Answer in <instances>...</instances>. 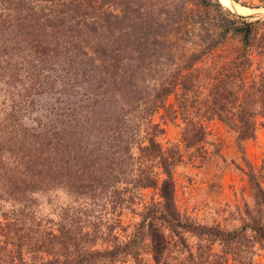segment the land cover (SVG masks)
<instances>
[{"label":"trees","instance_id":"obj_1","mask_svg":"<svg viewBox=\"0 0 264 264\" xmlns=\"http://www.w3.org/2000/svg\"><path fill=\"white\" fill-rule=\"evenodd\" d=\"M213 1L221 10V2ZM210 3L0 0V84L11 95L9 110L0 109L4 112L0 120L4 130L0 134V197L6 194L19 199L49 184L63 185L80 195L103 193L112 213L130 201L133 190L156 188L159 200L142 207L135 232L147 237L152 259L161 264H165L162 256L168 243L163 229L174 233L187 258L193 254L183 235L200 241L194 245L198 258L201 252L211 251L215 242L222 249L234 246L246 227L264 240V233L259 234L264 229V191L251 173L254 205L263 208L261 226L254 228L259 220L250 217L253 225L244 224L239 231L193 222L176 207L171 157L162 153L154 139L161 130L151 122L152 115L169 96L186 147L203 139L200 121L212 116L232 130L238 147L254 137L255 118L260 114L253 107L264 111V73L247 85L242 80L251 61L245 50L254 41L259 22L242 20V26L235 25L242 18L228 11L226 25L203 22L199 17L194 21L192 7L209 10ZM194 23L204 32L205 41L198 53L183 52L180 34H190L188 28ZM227 35L237 37L240 49L225 54L223 64L212 70L202 104L204 116L195 120L191 110L199 92L191 82L198 77L194 65L204 54L224 46ZM258 43L264 46L262 36ZM38 93L51 97L49 116L45 114L43 121L37 117V126L20 132L15 129L19 112L28 107L33 110V95ZM7 158L11 159L9 168ZM154 159L164 174L158 184L146 173ZM26 214L19 209L0 224V230L4 228L0 264H110L124 248L132 250L136 244L134 238L121 246L108 240L109 248L93 249V230L100 222L88 221L85 226V218L62 216L54 231L47 232L39 224H28L32 218L23 220ZM28 252L45 256L28 257Z\"/></svg>","mask_w":264,"mask_h":264},{"label":"rangeland","instance_id":"obj_2","mask_svg":"<svg viewBox=\"0 0 264 264\" xmlns=\"http://www.w3.org/2000/svg\"><path fill=\"white\" fill-rule=\"evenodd\" d=\"M216 1L218 2V0ZM219 1L222 4L218 2L221 10L214 5L213 0H211L209 10L192 7L194 21H198L195 18L199 17L203 22L213 23L216 21L218 24L226 25V18L228 19L226 11L233 17L237 14L243 15L236 12L233 6L257 14V18L237 19L239 21L235 23V25L242 26L243 23H240L242 20L245 22L257 20L259 22L254 28L255 39L245 50L251 59L242 80L243 84L247 85L248 82L256 81L258 76L264 73V46H261L262 43H258L260 36L264 38V0ZM192 25V28H188L189 31L192 30L190 34H180L182 38L180 49L187 53H198L201 42L205 41L204 32L199 30L197 23ZM228 37L227 35V38L223 40L224 46L213 53L204 54L194 65L198 69V73L195 74L198 77L191 82L197 86L199 92L197 102L191 110L195 120H202L200 118L204 114L202 104L207 98L205 88L210 82L209 77L213 74L212 70L218 69L223 64L225 54L230 56L240 49L237 37ZM3 88L4 85L0 84V109L7 112L11 95L4 93ZM76 90L78 91V88ZM33 100V110L28 107L19 112L21 118L15 129L18 128L17 130L20 132L25 131L24 127L29 129L37 126L35 119L39 117L43 121V116L49 112L47 110L51 101L49 94H34ZM253 108L260 114L255 118L254 137L242 141L239 147L234 142L235 135L232 130L212 115V119L200 121L203 127V139L191 147H186L181 138L182 124L178 118L172 96L168 97L163 108L152 115L151 122L157 124L158 129L161 130L155 134L154 139L160 145L162 153L171 157L169 168L174 184L176 207L180 213L191 218L193 222L218 226L227 231H239L244 224L252 226L253 221L249 217L259 220L258 224H254V228L263 224V216L261 217L263 208L260 206V209L254 205L253 190L248 178V174L251 173L253 180L264 191V111L257 105H254ZM3 113H0V120ZM3 131L0 128L1 135ZM8 131L9 129H6V132ZM1 160L2 163L3 160ZM157 162L156 159L151 160L150 166L146 165L148 166L146 173L153 176L158 184L164 178V174ZM6 163L9 168L11 159L7 158ZM141 163L140 170H143L144 163ZM6 189L8 190V188ZM6 189L3 188V191L6 192ZM1 191L2 189H0V194ZM158 200L156 188L133 190L130 201L124 204L121 209L111 213L105 204L103 193L92 196L89 194L80 195L72 188L49 184L23 198L7 197L6 194L0 197V224L10 220L13 215L19 213V209H22L24 214L27 213L21 217L23 220L32 218V221L27 222L28 224L31 226L39 224V228L53 232L55 222L62 219V216L67 219L80 216L81 220L85 218V226L88 221L90 223L100 222V225L93 230L95 231L93 236L96 239L93 249L109 248L108 240L121 246L131 239H135L134 248L132 250H129L128 247L124 248L125 252L120 254L123 256L118 255V259L110 264H161V262L156 263L152 259L147 237L136 236L135 232L136 224L140 221L143 211L142 207ZM3 230L4 228L0 230V234L4 232ZM87 230L91 232L92 229L87 228ZM163 233L168 240L167 248L162 256V262L165 264H264V240L260 239L249 227L245 228L242 238L234 246L222 249L215 242L211 244V251L201 252L199 258L195 253L194 245L200 241L190 235H183L188 246L187 249L193 254L192 258H187L185 248L180 247L174 233L167 229H163ZM262 233H264V229L259 231V234ZM133 243L131 244L133 245ZM201 244H206V242H201ZM26 254H29L28 257L32 255L35 257L37 255L45 256L36 252Z\"/></svg>","mask_w":264,"mask_h":264},{"label":"bare ground","instance_id":"obj_3","mask_svg":"<svg viewBox=\"0 0 264 264\" xmlns=\"http://www.w3.org/2000/svg\"><path fill=\"white\" fill-rule=\"evenodd\" d=\"M233 8H234V10H235L236 12H238V13H240V14H243V15H253V14L256 13V12H246V11H244V10H240L239 8H237V6H236V8L233 6Z\"/></svg>","mask_w":264,"mask_h":264},{"label":"water","instance_id":"obj_4","mask_svg":"<svg viewBox=\"0 0 264 264\" xmlns=\"http://www.w3.org/2000/svg\"><path fill=\"white\" fill-rule=\"evenodd\" d=\"M256 15H257V14L248 15V16H243V15H238V14H237V16H239V17L242 18V19H253V18H257Z\"/></svg>","mask_w":264,"mask_h":264}]
</instances>
